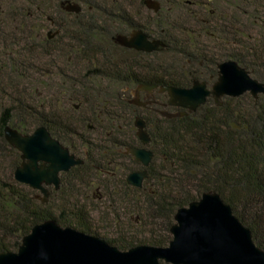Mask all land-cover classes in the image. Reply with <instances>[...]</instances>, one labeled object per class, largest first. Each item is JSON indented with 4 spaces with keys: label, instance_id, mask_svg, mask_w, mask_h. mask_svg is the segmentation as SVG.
<instances>
[{
    "label": "trees",
    "instance_id": "obj_1",
    "mask_svg": "<svg viewBox=\"0 0 264 264\" xmlns=\"http://www.w3.org/2000/svg\"><path fill=\"white\" fill-rule=\"evenodd\" d=\"M66 1L79 4L81 12L64 11L61 3ZM132 5L133 0H0V94L21 93L16 105L3 108L0 115V252L16 251L22 237L47 219L98 237L92 213L106 214L117 228L115 237H102L120 250L143 244L165 247L177 209L208 191L231 207L264 250L263 95L223 97L220 106L209 98L195 112L179 116L162 106L143 111L109 86L91 87L92 79L133 88H185L194 80L213 84L216 78L210 77L227 60L264 83V0H164L144 23L131 14ZM137 5L143 9V0ZM48 25L51 32L59 31L51 39L40 30ZM125 29H140L166 47L147 54L118 46L112 37ZM39 53L52 59V65L59 60L64 69L43 75L59 82V87L52 86L58 97L36 109L23 96L25 88L17 87L20 80L30 82L24 74ZM40 73L35 71L38 77ZM138 115L154 153L141 188L126 184L125 174L140 165L120 152L139 144L134 136ZM6 125L22 134L44 126L71 154L83 157L82 165L61 175L59 190L50 192L49 199L59 197L57 203L48 199L41 204L35 191L14 180L21 159L3 137ZM87 194L97 203L91 209L81 203Z\"/></svg>",
    "mask_w": 264,
    "mask_h": 264
},
{
    "label": "water",
    "instance_id": "obj_2",
    "mask_svg": "<svg viewBox=\"0 0 264 264\" xmlns=\"http://www.w3.org/2000/svg\"><path fill=\"white\" fill-rule=\"evenodd\" d=\"M143 5L153 13L160 10L158 0H143ZM61 7L68 13L81 12L77 3L66 1ZM58 33V30L49 31L47 37L51 39ZM112 41L118 46L147 54L160 52L166 47L162 40L150 39L140 29H133L129 34L118 33ZM217 69V79L210 88L197 80L188 88L139 84L133 89L130 103L145 106L139 93H152L156 88L167 95L168 106L186 109L188 113L195 112L208 98L220 106L223 97L238 98L249 94L258 99L260 95L264 96V83L251 78L237 62L223 61ZM176 115L166 114L168 117ZM134 127L140 147H127L124 152L142 169L130 172L126 184L141 188L149 177L148 167L154 153L148 148L151 138L145 121L136 116ZM3 137L20 153L21 163L14 170V180L35 191V198L41 204L48 201L49 187L59 190L61 173L84 163L83 158L71 154L44 126L35 128L30 134H22L6 125ZM170 234L172 238L165 247L136 245L120 250L100 237L71 226L62 227L55 219H47L34 225L22 237L16 251L0 252V264H264V250L255 245L251 231L213 191L204 192L199 199L177 209Z\"/></svg>",
    "mask_w": 264,
    "mask_h": 264
},
{
    "label": "rangeland",
    "instance_id": "obj_3",
    "mask_svg": "<svg viewBox=\"0 0 264 264\" xmlns=\"http://www.w3.org/2000/svg\"><path fill=\"white\" fill-rule=\"evenodd\" d=\"M139 1L140 0H133V5L131 6V11L130 12H131V14L132 13L133 14L134 13H137L138 16H139V19L137 20V18H135V20L138 21V22H140V23H144L145 21H143V18L144 17H147L149 15L151 16L153 12L151 10H148L144 5H143V7H144L143 9H138V5L137 4H139ZM158 1H159V3H160L161 6L164 5V0H158ZM47 9H48L49 12H51L50 9H52V3L47 4ZM146 10H148V12H146ZM40 30L42 31V33L44 35H46V33L48 31H50V27H49V25L47 26V28L46 27H41ZM125 31H127V30L125 29ZM131 31H132V29H130V30L128 29V31L125 32V33H128L129 34ZM169 57H170V55L169 56H166L165 59L167 60ZM51 60L52 59H50V58H45L44 59L41 56V54L39 53L37 55V59H35L34 61L32 60V63H34L33 68H31V70H27L26 73L24 74L26 76L25 78H28L30 80V82L28 80H25L24 82H22V80H20V82H19L20 85L17 87V88L20 89V91L21 90L24 91V88H25V91L26 92H24L25 95H23V96H25V98L28 99L29 104L32 105V106H34V108H36V109H39L41 102H44L45 105H48L49 104V101L50 100H53L52 99L53 96H54V98H57L58 97V95L56 93L57 92V89H55L52 86L53 85H56V87H59L60 86V85H58L59 82L56 81V83L55 82L52 83V81H50L48 77L43 76V75H49L50 73H53V72L56 74V72H59L60 70L62 71V69H64V65L60 64V61L59 60L57 61V59L55 60L56 61V64L53 63V65H52ZM37 70L39 71V73L41 72L40 73L42 75L41 77H38V75L36 76L35 71H37ZM30 75H32V77H29ZM82 76H84V75L82 74ZM40 78L42 79V81L39 82L38 79H40ZM215 78H217L216 75L213 78V80H215ZM92 81H94V82H92V85H91V87L93 88L92 89L93 91L98 90L99 87H101V86L102 87L107 86V89H108V86H109V89L110 88L113 89V91L115 92V94H118L119 93L121 95V98L122 99L127 100L128 102H130L133 99V91H134L133 89L134 88H132V87H131L130 90H127L121 84H113V85H110V83L108 84L107 81H102V80H99V79H97V80H93L92 79ZM99 83H100V86L97 85ZM19 95H21V93H16V92H12V91H10V95L9 96L8 95L5 96V94H2V95L0 94V115H1V111H2L3 108H5L7 106H10L11 104L13 105V103L16 105V102H17L16 99H17V97H20ZM221 101H222V99H221ZM74 103L77 104L76 102H74ZM111 103H113V101H111ZM60 105H61V103H60ZM85 110L86 109L83 108V113H84ZM18 115H20V114H18ZM69 115L74 116L73 117L74 119L78 118V116H79L77 113H70V112H69ZM140 115L145 116L146 113L145 112H141ZM140 115H138V116L140 117ZM71 119H72V117H71ZM33 129L34 128L28 129V133L27 134L32 133L33 132ZM135 132H136V129L134 127V136H135ZM122 133L130 134L129 132H122ZM134 139H136V138H134ZM100 145H101V147H106L104 144H100ZM124 151L125 150H120V152H124ZM78 157L82 158L81 155H78ZM117 159L119 160V162L121 161V158H117ZM155 167L157 168L158 165L155 166ZM137 170H138V167H136L135 170H133V171H137ZM129 173L130 172L126 173L125 175L127 176ZM6 176L7 175H5V177ZM72 185H76V187L78 189H80L81 194L84 193L85 189L82 188V186L78 185L77 182L73 181L72 182ZM95 194L96 193L93 191V195H95ZM65 195L66 194H64V196H63V194H61L60 196L61 197L62 196L65 197ZM58 198L59 197H56L53 200L52 199H49V198L48 199L50 200L51 203L52 202L53 203H57ZM81 203L85 204L86 207H88L90 209L92 208V203L93 204H97L95 202V200H92V198L88 194L82 199V202ZM91 219H92V223L94 225V228H96L98 230V233H99L98 237H100L103 240H105V238L102 237L104 233L108 234V237H115V235H116L115 232H116V229L117 228L113 227V224H111L110 222H108L109 220L107 219L106 214L102 213V214L97 215V213H92ZM104 219H106V221H104ZM71 227H73V226H71ZM143 245H147V244H143ZM167 245H168V243L166 244V246Z\"/></svg>",
    "mask_w": 264,
    "mask_h": 264
},
{
    "label": "flooded vegetation",
    "instance_id": "obj_4",
    "mask_svg": "<svg viewBox=\"0 0 264 264\" xmlns=\"http://www.w3.org/2000/svg\"><path fill=\"white\" fill-rule=\"evenodd\" d=\"M49 32V31H48ZM124 34H128V33H124ZM150 39H155V38H151L149 37ZM186 63L188 64H191L190 61H187ZM198 66H201V62L199 64H197ZM198 69H194V73H196ZM218 76V69H217V75L216 77ZM210 79H213L212 76L210 77ZM217 79V78H216ZM195 81V80H194ZM199 81V80H197ZM201 82H205L207 84V87L210 88L213 84L210 85V83H208L206 80L205 81H201ZM149 85H155V84H149ZM158 87L161 86V85H157ZM136 86H134L135 88ZM190 87V86H189ZM127 90H130L131 87H125ZM133 88V87H132ZM185 88H188V87H185ZM139 98H140V101H142L143 103H146L145 106L143 107H137L135 106L136 108H139L143 111H148V112H151L153 110L151 109H155V107H163L164 109H166L168 112H174V113H182V112H187L186 109H183V108H179V107H171V106H168L167 105V101H168V97L165 93H160L158 88H156L155 90L152 91V93H148V92H145V91H141L139 93ZM209 99V98H208ZM211 99V98H210ZM127 101V100H125ZM128 102V101H127ZM154 102V103H153ZM129 104H131L129 102ZM188 114V112H187ZM186 114V115H187ZM131 147H140V143L138 144V146H131ZM149 148V147H148ZM150 149V148H149ZM78 157V156H76ZM80 158V157H79ZM83 158V157H82ZM141 166H140V169H138L137 171L141 170ZM64 174V173H61L60 174V180H61V175ZM49 190L50 192L51 191H55L53 189V187H49Z\"/></svg>",
    "mask_w": 264,
    "mask_h": 264
}]
</instances>
